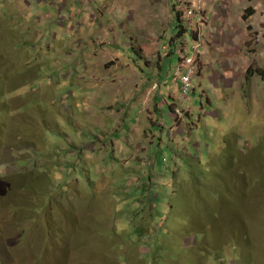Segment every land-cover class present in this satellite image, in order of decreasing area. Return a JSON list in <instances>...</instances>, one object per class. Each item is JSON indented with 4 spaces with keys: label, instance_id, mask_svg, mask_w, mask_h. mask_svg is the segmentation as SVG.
Wrapping results in <instances>:
<instances>
[{
    "label": "rangeland",
    "instance_id": "rangeland-1",
    "mask_svg": "<svg viewBox=\"0 0 264 264\" xmlns=\"http://www.w3.org/2000/svg\"><path fill=\"white\" fill-rule=\"evenodd\" d=\"M28 1L0 0V264H264V0Z\"/></svg>",
    "mask_w": 264,
    "mask_h": 264
},
{
    "label": "clouds",
    "instance_id": "clouds-1",
    "mask_svg": "<svg viewBox=\"0 0 264 264\" xmlns=\"http://www.w3.org/2000/svg\"><path fill=\"white\" fill-rule=\"evenodd\" d=\"M188 14H192V15L197 16V19L198 20L201 18L200 17L201 16V10H200V8H197V9H194V10H189L188 11ZM174 52L175 51H171L170 52V55L173 54ZM180 52L183 53L182 52V49L180 50ZM191 57L192 56H188V54H187L186 56L181 57L179 59L180 60V63H179V66H178V70L179 71H181V70H187V72H185V74L180 78V80H177V81H180L179 82V90H180L181 97L179 99L174 100L172 102V104L169 105L170 111L173 112V114L175 115V120L176 121L180 120L181 121V124H183L184 126H185L184 120L189 119V117L186 116V114L184 112V109L181 107V104L184 102L183 99L188 97V93H189V91L192 88L191 87V77L197 75L195 61ZM248 74L249 73H247V76H248ZM248 77L250 78L251 76H248ZM242 110H244L245 112H249L248 109L246 108V104L244 105V107L242 108ZM185 111L187 113V110L186 109H185ZM212 114L213 115H216L217 114V116L220 115V113L217 112V111H214ZM36 197H37V199L39 201H41V202H39L38 205L44 204V203H42L43 199L42 200L39 199L40 195H37ZM151 223L153 224L152 221H151ZM151 230L152 229H150V230H148L146 232L145 230H142V229L139 228L137 230L138 237L141 238V239H143L146 243H148L150 241H153L151 239V237H150V235L152 233ZM169 264H172V263H169Z\"/></svg>",
    "mask_w": 264,
    "mask_h": 264
},
{
    "label": "crops",
    "instance_id": "crops-1",
    "mask_svg": "<svg viewBox=\"0 0 264 264\" xmlns=\"http://www.w3.org/2000/svg\"><path fill=\"white\" fill-rule=\"evenodd\" d=\"M40 2H35V0H29L26 2V5L28 9H34V12H39V9H35L36 6H39L41 4V0H36ZM254 11H252L245 21H248L250 24L253 25L254 28H264V9L259 10L258 7L253 6ZM40 12L41 9H40Z\"/></svg>",
    "mask_w": 264,
    "mask_h": 264
},
{
    "label": "trees",
    "instance_id": "trees-1",
    "mask_svg": "<svg viewBox=\"0 0 264 264\" xmlns=\"http://www.w3.org/2000/svg\"><path fill=\"white\" fill-rule=\"evenodd\" d=\"M175 20H176V23H177V27L178 28H174V29H180L181 27L183 28L184 27V24L183 23H181V21H180V14H178V12L175 14ZM177 36L178 37H181L182 35H181V33L180 32H178L177 33ZM177 39V37H172V39L170 38V40H176ZM169 40V41H170ZM253 72V68H250L249 69V74H248V76H250V74Z\"/></svg>",
    "mask_w": 264,
    "mask_h": 264
}]
</instances>
